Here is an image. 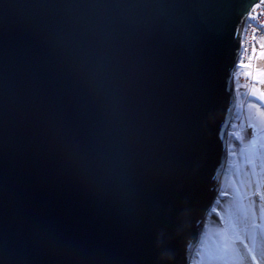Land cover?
<instances>
[{
  "label": "water",
  "instance_id": "95a60500",
  "mask_svg": "<svg viewBox=\"0 0 264 264\" xmlns=\"http://www.w3.org/2000/svg\"><path fill=\"white\" fill-rule=\"evenodd\" d=\"M255 4L0 0V264L190 263Z\"/></svg>",
  "mask_w": 264,
  "mask_h": 264
},
{
  "label": "rangeland",
  "instance_id": "374dc122",
  "mask_svg": "<svg viewBox=\"0 0 264 264\" xmlns=\"http://www.w3.org/2000/svg\"><path fill=\"white\" fill-rule=\"evenodd\" d=\"M260 31L258 49L264 27ZM258 52L256 60L235 70L236 105L227 132V162L220 192L189 264H264V49ZM251 70L254 84L250 97L258 103L245 105L247 95L240 89L246 84L241 78L251 76Z\"/></svg>",
  "mask_w": 264,
  "mask_h": 264
},
{
  "label": "built area",
  "instance_id": "2783aa9c",
  "mask_svg": "<svg viewBox=\"0 0 264 264\" xmlns=\"http://www.w3.org/2000/svg\"><path fill=\"white\" fill-rule=\"evenodd\" d=\"M264 27V9L262 7L251 10L247 17L242 30V41L239 62L240 64H250L254 58V51L258 49V41L261 37V28ZM241 82H247L241 78Z\"/></svg>",
  "mask_w": 264,
  "mask_h": 264
},
{
  "label": "crops",
  "instance_id": "0c3cea01",
  "mask_svg": "<svg viewBox=\"0 0 264 264\" xmlns=\"http://www.w3.org/2000/svg\"><path fill=\"white\" fill-rule=\"evenodd\" d=\"M260 46H259V49L257 50V53H256V56H258V51L262 48V49H264V39H262L261 41H260ZM256 56H255V60H256ZM255 65V64H254ZM252 71V70H251ZM253 73H254V70L251 72V76H249V77H245V78H242V79H245L247 82L245 83L246 85H245V87L243 88V89H246L248 92H247V97L245 98V105L246 104H248L249 102H255V103H258V100L256 99V98H254V97H250V93H251V90H252V86H253V79H252V77H253ZM242 89V88H241ZM245 95V96H246ZM260 105V104H259ZM241 114H242V112H240ZM241 119H243L242 117H241ZM245 126H246V128L247 129H249V131H253V132H255V129H254V127H252V125L250 124V125H246V123H245Z\"/></svg>",
  "mask_w": 264,
  "mask_h": 264
},
{
  "label": "bare ground",
  "instance_id": "6f19581e",
  "mask_svg": "<svg viewBox=\"0 0 264 264\" xmlns=\"http://www.w3.org/2000/svg\"><path fill=\"white\" fill-rule=\"evenodd\" d=\"M260 7H262L263 9H264V5H260V4H255L250 10H249V12L252 10H256V9H258V8H260ZM246 21V20H245ZM245 24V23H244ZM243 30V29H242ZM242 35V34H241ZM241 41H242V36H241ZM240 51H241V45H240ZM240 55V52H239V54H238V59H237V63H236V66H235V70L237 69V67H239L241 64H240V62H239V56ZM235 70H234V72H233V75L235 74ZM235 78V77H234ZM235 92V94H236V91H234ZM240 92H241V94L243 95V94H247V90L246 89H240ZM244 95V96H245ZM225 170V169H224ZM224 173V172H223Z\"/></svg>",
  "mask_w": 264,
  "mask_h": 264
}]
</instances>
